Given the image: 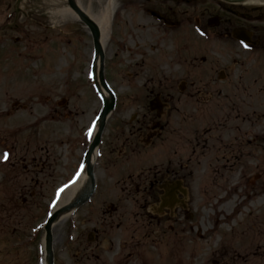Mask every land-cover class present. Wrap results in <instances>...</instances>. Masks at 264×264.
I'll use <instances>...</instances> for the list:
<instances>
[{"label": "rangeland", "instance_id": "1", "mask_svg": "<svg viewBox=\"0 0 264 264\" xmlns=\"http://www.w3.org/2000/svg\"><path fill=\"white\" fill-rule=\"evenodd\" d=\"M15 1L0 0V264H43L42 222L79 171L103 100L78 17L25 0L15 18ZM76 2L92 14L108 0ZM240 7L264 26V6ZM121 25L119 16L105 52L117 102L97 189L54 228V264H264V49L239 54L193 29L188 58L201 64L184 94L170 88L179 66L125 53ZM224 54V66L239 65L214 67ZM158 93L176 98L163 132H138Z\"/></svg>", "mask_w": 264, "mask_h": 264}, {"label": "flooded vegetation", "instance_id": "2", "mask_svg": "<svg viewBox=\"0 0 264 264\" xmlns=\"http://www.w3.org/2000/svg\"><path fill=\"white\" fill-rule=\"evenodd\" d=\"M197 1L201 3V6L197 4ZM207 2L215 6L210 8ZM202 6L205 7L202 8ZM253 10L255 9L244 11L240 5L226 4L220 0H122L114 20L112 35L116 33L115 25L118 17L121 16V38L125 53L130 56H144L154 52L168 60L173 67L179 66L180 73L178 77L174 73L170 88H179V92L185 94L189 88L195 86L191 71L201 64L194 65L197 58H188V52L192 51L193 29L199 39L207 44L211 40H216L226 47L232 45L231 48H236L233 51L240 54L242 44L234 37V32L237 31L239 36L248 39L250 43L248 48H245L247 51L243 52L254 55L259 49H264V26L256 24L255 17L252 15ZM131 23H136L137 27H132ZM256 41L259 44H254ZM233 51L228 52L232 54ZM220 57L221 59H217L214 67H218L219 62L224 66L225 54ZM230 57L232 59V56ZM206 61V58H201L202 63ZM211 62L214 64L213 59ZM239 63L240 61L233 58L231 64L224 67L236 66ZM231 74L229 70L228 74L223 76L225 80H221V76L220 81H229ZM175 100L172 93H168L165 99L162 93H158L151 106V109H155L152 118L148 115L141 118L136 116L135 127L138 132L144 131L145 127H152V131L162 133L165 123L161 118L164 117V111L169 109ZM167 183L169 181L165 179L160 184L162 186ZM161 186L160 191L164 188Z\"/></svg>", "mask_w": 264, "mask_h": 264}, {"label": "water", "instance_id": "3", "mask_svg": "<svg viewBox=\"0 0 264 264\" xmlns=\"http://www.w3.org/2000/svg\"><path fill=\"white\" fill-rule=\"evenodd\" d=\"M223 1L228 2V3H239L240 4V3H245L249 0H223ZM253 1L260 2V3L264 4V0H253ZM67 2H68V6L76 13V15L79 17V19L82 21V23H84V25L88 28L91 36L93 37L95 51L97 54L100 55L99 80H100L101 86L110 94L111 98L109 100H105V102H104V109L102 110V113L100 115L99 131H98L96 137L94 138V140L92 141V143L89 147V150L87 151V154L85 156V163L87 164V171H88L89 176L92 178V181H91L92 187L88 191H85L84 193L79 195L72 204H70V205L62 208L61 210L57 211L56 213H54L49 218L47 225L45 226V230H46L45 247H46L48 264H54V256H53V250H52L53 239H52V230H51L53 222L56 220L57 216L60 213L66 212L70 208H78V207L84 205L90 199L91 195L94 192L95 179H94L93 169L91 167V158H92V155L95 152L96 148L100 144L101 136H102L103 130L105 128L107 117L111 113V111L114 109V105H115L114 95L108 89V86L106 84L105 77H104L105 55H104V51L102 49V45L100 43V38H101L100 29H99L98 25L94 22V20H92L87 15V13L84 12L82 10V8H80L78 6V4L75 2V0H67Z\"/></svg>", "mask_w": 264, "mask_h": 264}, {"label": "bare ground", "instance_id": "4", "mask_svg": "<svg viewBox=\"0 0 264 264\" xmlns=\"http://www.w3.org/2000/svg\"><path fill=\"white\" fill-rule=\"evenodd\" d=\"M113 1L111 0L109 4L105 7V9L99 14L98 16H93L92 14L89 13L86 9L85 12L93 19L96 24L98 25L100 32H101V44L104 48V51L106 52L107 49V43L110 40V21L113 13ZM246 3L248 4H262L260 2H255L253 0H249ZM50 10L56 11V10H64L68 9L66 0H50L49 5L46 4ZM60 12V11H58ZM74 15V14H73ZM94 77L95 79H98V70H99V56L97 54H94ZM99 90L102 94L103 98L109 97L108 94L99 87ZM97 130V127L93 129V133H95ZM99 157V150L97 152H94L92 155V161H91V166H93L94 170L96 167L97 159ZM92 179L89 176L87 169L84 165L81 166L79 172L77 173L74 183L70 186H68L64 191H62V194L60 195V198L56 204V207L54 208L55 210H60L62 207L70 205V203L76 199L80 194L84 193L85 191H88L91 188V182ZM74 209H69L66 212H63L62 214L59 215V217L56 218L55 224L52 227V233L54 228L64 220L68 219L70 216L74 214ZM54 239V236H53ZM43 263L46 264V261L43 259Z\"/></svg>", "mask_w": 264, "mask_h": 264}, {"label": "snow or ice", "instance_id": "5", "mask_svg": "<svg viewBox=\"0 0 264 264\" xmlns=\"http://www.w3.org/2000/svg\"><path fill=\"white\" fill-rule=\"evenodd\" d=\"M244 46L247 47L246 45ZM4 159H7V153L4 154Z\"/></svg>", "mask_w": 264, "mask_h": 264}, {"label": "trees", "instance_id": "6", "mask_svg": "<svg viewBox=\"0 0 264 264\" xmlns=\"http://www.w3.org/2000/svg\"><path fill=\"white\" fill-rule=\"evenodd\" d=\"M15 204H16V203H15ZM18 205L21 207V205H20V204H17V206H18Z\"/></svg>", "mask_w": 264, "mask_h": 264}]
</instances>
